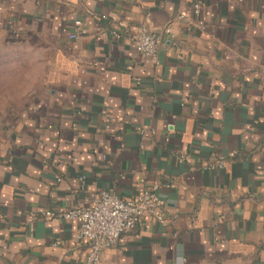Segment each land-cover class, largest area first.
Listing matches in <instances>:
<instances>
[{
    "label": "crops",
    "instance_id": "crops-1",
    "mask_svg": "<svg viewBox=\"0 0 264 264\" xmlns=\"http://www.w3.org/2000/svg\"><path fill=\"white\" fill-rule=\"evenodd\" d=\"M3 41L47 72L0 132V264H85L79 225L42 213L153 188L165 223L102 264H264V0H0Z\"/></svg>",
    "mask_w": 264,
    "mask_h": 264
},
{
    "label": "built area",
    "instance_id": "built-area-1",
    "mask_svg": "<svg viewBox=\"0 0 264 264\" xmlns=\"http://www.w3.org/2000/svg\"><path fill=\"white\" fill-rule=\"evenodd\" d=\"M201 6L196 5L193 12L200 14ZM180 19L185 17L181 15ZM81 22L77 21L79 29ZM71 36V39H76ZM163 46L161 34L147 33L136 42L137 52L155 64ZM43 218H60L79 225L78 238L88 244L85 264H102V254L115 246L126 233L133 230L143 217L165 223L164 203L159 192L153 188L144 191L134 200H124L113 190L102 191L93 196L89 206L78 207L64 212H43Z\"/></svg>",
    "mask_w": 264,
    "mask_h": 264
},
{
    "label": "rangeland",
    "instance_id": "rangeland-1",
    "mask_svg": "<svg viewBox=\"0 0 264 264\" xmlns=\"http://www.w3.org/2000/svg\"><path fill=\"white\" fill-rule=\"evenodd\" d=\"M47 64L36 48L18 42H0V132L36 101L46 82Z\"/></svg>",
    "mask_w": 264,
    "mask_h": 264
}]
</instances>
